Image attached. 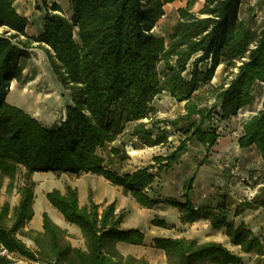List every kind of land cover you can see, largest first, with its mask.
<instances>
[{"label":"trees","instance_id":"16d2710c","mask_svg":"<svg viewBox=\"0 0 264 264\" xmlns=\"http://www.w3.org/2000/svg\"><path fill=\"white\" fill-rule=\"evenodd\" d=\"M69 1L71 19L56 2L36 0L44 24L41 34L34 36L27 33L29 20L17 12L15 0H0V29L4 30L0 33V175L10 181L8 194L16 188L21 171L25 181L11 225L9 204L0 210V264H14L13 255L40 264H149L124 257L115 248L118 243L140 245L145 238L139 230L121 228L124 215L115 217L116 205L100 215L93 201L90 207H81L78 191L72 187L65 194L54 190L47 199L66 222L81 230L86 250L66 241V231L46 213L43 233L25 231L34 217L32 178L38 173L94 174L131 193L142 207H154L157 200L147 190L157 174L147 168L121 176L106 167L115 161L106 162L98 152L113 144L130 124H136L133 135L151 147L168 141L167 126L183 136L179 147L154 158L159 174L179 161L188 144L214 148L219 140L212 124L215 116L223 120L237 116L254 103L256 89L264 87V28L257 33L241 18L243 0H203L198 12L193 9L199 0L188 1L178 10L167 39L154 32L165 15L163 0ZM33 48L45 51L59 82L72 93L73 104L67 106L66 118L57 127H46L7 102L12 82L23 81L21 61L30 58ZM208 63L211 66L202 71ZM221 64L237 72L215 90L212 105L204 104L196 93L212 82ZM188 66L193 67L190 78L183 76ZM162 93L185 103V113L148 128L141 121L148 118L151 102ZM161 124L163 129L158 128ZM238 146L242 150L255 147L264 163V101L262 110L244 124ZM112 153L119 156L118 151ZM193 183L188 181L184 202L168 200L180 210L182 222L209 220L215 230L228 232L234 246L244 253L255 252L257 264H264L260 240L244 224L237 228L228 221L226 197L219 204L225 210L221 214L196 209L190 194ZM259 208H264V186L237 213ZM153 225L169 227L158 219ZM20 235L34 242L37 250L20 240ZM154 246L165 253L168 264H242V258L221 243L158 238Z\"/></svg>","mask_w":264,"mask_h":264},{"label":"rangeland","instance_id":"374dc122","mask_svg":"<svg viewBox=\"0 0 264 264\" xmlns=\"http://www.w3.org/2000/svg\"><path fill=\"white\" fill-rule=\"evenodd\" d=\"M47 1L59 4L64 14L69 19L72 18L73 13L69 0ZM163 1L166 2L165 15L158 22L154 32L157 36L167 39L171 28L178 20L179 2H182L184 6V2L187 5L190 0ZM202 4L203 0H199L193 11L198 12ZM22 5L14 2V7L19 9V14L29 20V33L37 34L41 30L44 19L43 10L40 12L37 9L36 0H22ZM240 16L244 21L251 23L250 28L253 31L259 33L264 28V0H245L241 6ZM3 31L0 29V33ZM42 51L34 54L31 60L22 61V67L25 69L24 74H27L23 82L26 84V91L22 88V83L18 86L12 84V87H15L14 90L10 91L7 102L25 112L36 114L44 122H50L55 118L58 121H60L59 118L64 121L67 106L73 104L72 93L67 91L59 82L48 57L43 53L45 51ZM240 65L241 63L237 62V67ZM190 68L193 69L192 66ZM207 68L202 66V71H206ZM236 72L237 68H227L221 64L216 69L212 82L209 85H203L200 91L196 93V98L202 97L204 104L212 105L215 102V90L221 84L229 83ZM263 94L264 87L256 89L254 105L241 109V112L239 111L237 116L231 119L223 120L220 116H215L212 124L218 131L219 140L214 148L208 150L200 145L188 144V151L179 161L171 169L164 170L160 174L157 173L158 165L154 158L166 156L172 152L179 147L183 138L179 132L169 126L165 129L168 135V141L165 144L151 147L133 135L136 124H130L125 127L123 133L113 144L109 145L106 150L98 152L106 162L110 159L115 161L114 165L106 164V167L121 176L147 168L157 174L155 182L147 190L148 196L157 200V205L154 207H142L131 193L111 185L102 176L38 173L32 178L35 184L33 188L35 194L34 217L24 230L43 233V215L46 213L59 228L66 231V241L74 248L86 250L85 239L81 230L66 222L47 199V195L54 190L65 194L66 188L72 187L78 191L81 207H90V202L93 201L99 206V214L102 215L111 204H115V217L124 215L121 228L139 230L144 234L145 238L140 245L126 243L115 245V248L124 257L132 256L135 259H143L149 264H168L165 253L155 248L154 241L158 238H184L196 240L199 244L221 243L234 254L240 256L242 264H257V254L255 252L244 253L240 247L234 246L225 229L215 230L210 221L206 219H200L194 223L182 222L180 210L171 207L168 200L178 199L184 202V193L188 181L193 180V189L190 194L196 209L208 208L217 214H221L225 210L219 209V204L222 197L225 196L228 221L237 228L244 224L264 247V208L247 209L242 213H237L240 205L245 201L252 202L256 196H259L260 190L264 186V164L259 152L255 147L242 150L238 146L244 124L263 108L260 97ZM257 98L259 101L256 100ZM184 105L185 103L178 102L171 94L162 93L151 102L148 118L141 122L151 128L158 120L174 119L185 113ZM251 106L254 108L251 109ZM258 109L259 111H257ZM158 128L163 129L164 125L161 124ZM113 151H118L119 156L113 157ZM200 163L203 165L198 167ZM248 180L252 182L250 186L257 191L255 197L253 191L250 192L248 189ZM9 182L8 178H1L0 175V210L5 204H9L10 220L8 224L11 225L13 211L20 203L21 188L25 182L23 171L18 175L17 185L12 194L7 193ZM155 219L165 220L169 227H155L153 225ZM18 238L31 249L37 250L35 243L28 238L21 235ZM12 258L15 261L14 264H37L19 255H13Z\"/></svg>","mask_w":264,"mask_h":264},{"label":"crops","instance_id":"0c3cea01","mask_svg":"<svg viewBox=\"0 0 264 264\" xmlns=\"http://www.w3.org/2000/svg\"><path fill=\"white\" fill-rule=\"evenodd\" d=\"M16 1V3H20V5H22V0H15ZM180 3V6H178V8L180 9V8H184V7H186V2H184V6H183V3L182 2H179ZM23 6V5H22ZM17 9V12L19 13V9L18 8H16ZM21 15V14H20ZM25 17V16H24ZM43 22H42V26H41V30H43ZM29 26V25H28ZM39 31L37 34H30L29 33V31H28V28H27V33L29 34V35H34V36H38V35H40L41 34V32L42 31ZM42 50H40V49H38V48H33L31 51H30V58L29 59H27V60H31V57L34 55V54H37V53H39V52H41ZM43 52V51H42ZM44 53V55H46V53L45 52H43ZM47 56V55H46ZM23 61V60H22ZM22 61H21V65H22ZM25 71V70H24ZM26 77H27V74H24V78H23V81L21 82L22 84H23V86H22V88L24 89V91H26L25 90V85L26 84H24L23 82H24V80L26 79ZM16 83V84H15ZM21 83H18V82H16V81H13L12 82V84H14L15 86H18V85H20ZM12 84H11V86H12ZM25 93V92H24ZM261 98H262V103H263V100H264V94L263 95H261L260 96ZM257 101H259L258 100V98L256 99ZM254 105V104H253ZM254 108V106L252 107L251 106V109H253ZM257 109V108H256ZM257 111H259V109L257 110ZM29 115H31L32 117H34V118H36V119H38V121H40L44 126H46V127H49V128H51V127H57V126H59L62 122H64L61 118H59L60 119V121H58V119L57 118H55V120H51L50 122H44V121H42V120H40L37 116H36V114H32L31 112H28V111H26ZM254 114V113H253ZM66 118V117H65ZM261 160H262V158H261ZM262 162H263V160H262ZM264 164V163H263Z\"/></svg>","mask_w":264,"mask_h":264},{"label":"built area","instance_id":"2783aa9c","mask_svg":"<svg viewBox=\"0 0 264 264\" xmlns=\"http://www.w3.org/2000/svg\"><path fill=\"white\" fill-rule=\"evenodd\" d=\"M251 1H253V0H251ZM244 3H245V0H243V4H244ZM250 26H251V24H250ZM251 30H253V29L251 28ZM210 66H211V64L208 63V64L205 65L204 67L207 68V67H210ZM190 67H191V66H188L187 71L183 74V76L186 77V78H190V77H191L190 74H191V72H192V69H191ZM201 69H202V68H201ZM240 112H241V110H240ZM238 137H239V135H238ZM243 181H246V179H243ZM248 183H249V185H248V189H249L250 192H251V190L253 191V196L255 197V196L257 195V191H256L255 188H253V187L250 186V184H252L251 181L248 180ZM37 264H39V263H37Z\"/></svg>","mask_w":264,"mask_h":264},{"label":"bare ground","instance_id":"6f19581e","mask_svg":"<svg viewBox=\"0 0 264 264\" xmlns=\"http://www.w3.org/2000/svg\"><path fill=\"white\" fill-rule=\"evenodd\" d=\"M14 87H15V86H14ZM14 87L11 86L10 91H11V90H14ZM57 219H58V218H57ZM58 220H59V219H58ZM59 221H60V220H59Z\"/></svg>","mask_w":264,"mask_h":264}]
</instances>
